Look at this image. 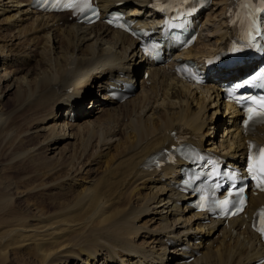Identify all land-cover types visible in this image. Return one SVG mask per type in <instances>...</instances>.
<instances>
[{
  "label": "bare ground",
  "instance_id": "obj_1",
  "mask_svg": "<svg viewBox=\"0 0 264 264\" xmlns=\"http://www.w3.org/2000/svg\"><path fill=\"white\" fill-rule=\"evenodd\" d=\"M149 2L96 0L102 14L118 8L157 30ZM230 2L210 0L194 44L152 64L136 39L102 19L79 24L67 11L0 0V32L13 31L0 35V264H264L249 227L264 193L248 195L245 215L203 222L187 204L191 195L173 185L178 164L144 166L177 134L234 164L246 138H264L263 124L242 133L239 113L220 107L218 87L245 63L216 70L205 84L172 73L178 56L201 62L221 48ZM131 75L132 96L109 98V84ZM95 167L100 176L91 178Z\"/></svg>",
  "mask_w": 264,
  "mask_h": 264
},
{
  "label": "snow or ice",
  "instance_id": "obj_2",
  "mask_svg": "<svg viewBox=\"0 0 264 264\" xmlns=\"http://www.w3.org/2000/svg\"><path fill=\"white\" fill-rule=\"evenodd\" d=\"M260 3L264 5V0H260ZM185 72H189L193 79H196V75L191 73L190 69H184ZM257 79L264 81V73H261ZM249 120L253 122L264 123V98H261V108L259 111L253 113L252 109L249 108ZM247 126V122H246ZM255 149L252 151V149ZM249 172L254 179H259L260 184L257 186L260 187L261 184H264V146L252 145L250 144V156H249ZM227 203V201H224ZM257 230L264 235V208L258 210L257 212Z\"/></svg>",
  "mask_w": 264,
  "mask_h": 264
},
{
  "label": "rangeland",
  "instance_id": "obj_3",
  "mask_svg": "<svg viewBox=\"0 0 264 264\" xmlns=\"http://www.w3.org/2000/svg\"><path fill=\"white\" fill-rule=\"evenodd\" d=\"M4 18V16H0V21L2 20ZM4 30V31H3ZM3 30H1V32H0V35H1V37H3L4 35H9L10 33H12L13 34V31H12V28L11 27H9V28H6V29H3ZM3 34V35H2ZM7 35L4 37V38H7ZM43 41H44V38H38V40L36 41V43H35V45H36V47L37 46H41V44L43 43ZM25 44V43H27V42H25L24 40H23V42L21 43V44ZM24 44L23 45H20V47H21V49H24L25 50V48H23L24 47ZM24 50H22V52L24 51ZM28 66H31V64H29ZM1 69H3L2 68V66L0 65V71H2ZM86 103H89V102H86ZM85 103V104H86ZM90 108V107H89ZM206 111V113H208V115H210V113H211V111L210 110H205ZM220 131H222V129L221 130H217V138L219 139V137H220V135L219 134H221V132ZM98 171H97V170ZM19 171V169H17V168H15L14 166H10V168H9V172L12 174V173H15V172H18ZM98 173H97V172ZM89 176L91 177V178H93L94 176H96V178H98L99 176H100V173H99V168H94L93 170H92V172H91V174H89ZM141 220H142V222H144V221H146L147 219L145 218V216L144 217H142L141 218ZM141 222V223H142Z\"/></svg>",
  "mask_w": 264,
  "mask_h": 264
}]
</instances>
